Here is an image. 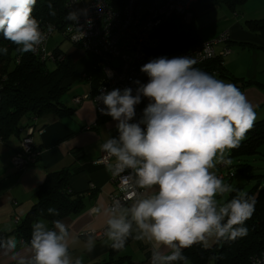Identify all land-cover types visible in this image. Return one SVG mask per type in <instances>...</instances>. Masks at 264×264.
<instances>
[{
	"label": "clouds",
	"instance_id": "1",
	"mask_svg": "<svg viewBox=\"0 0 264 264\" xmlns=\"http://www.w3.org/2000/svg\"><path fill=\"white\" fill-rule=\"evenodd\" d=\"M36 2L0 0V34L19 55L38 53L47 39L32 16ZM48 8L55 16L51 3ZM66 20L72 22L69 31L72 25L79 31L73 39H83L79 14L70 11ZM7 52L0 48V53ZM195 63L188 56L152 59L140 68L148 82L134 81L135 94L125 87L100 89L95 97L94 109L101 103L99 112L115 121L117 131L99 145L105 170L118 179L120 193L91 209V215L103 218L102 230L83 233L80 240L64 220L54 219L49 226L40 219L31 225L23 251L14 235L0 239V256L14 264H82L71 247L80 245L91 253L99 239L122 251L131 238L150 245V264H189L186 248H209L247 236L245 222L255 211L256 198L225 183L213 170L231 165L228 153L245 139L256 112L236 85ZM142 97L149 103L132 122ZM231 193L235 195L228 199ZM47 212L59 216L56 208Z\"/></svg>",
	"mask_w": 264,
	"mask_h": 264
},
{
	"label": "crops",
	"instance_id": "2",
	"mask_svg": "<svg viewBox=\"0 0 264 264\" xmlns=\"http://www.w3.org/2000/svg\"><path fill=\"white\" fill-rule=\"evenodd\" d=\"M223 32L228 33V40L217 45L216 51L223 46L229 49L221 57L226 77L217 79L226 83H232L231 78L236 81L249 80L251 84L248 86L241 87L239 82H236V86L253 105L256 112L255 122L264 119V40L251 31L245 22L242 24L240 19L228 18L223 24L205 27L201 33L199 31L202 39H211ZM49 49L69 57L75 68V74L65 81L66 90L60 98L71 111L65 116L48 113L30 120L29 126L34 128L32 140L40 151V156L21 171L13 167L11 157L18 149L27 128L19 135L10 136L0 142V234H6L3 239L14 235L19 241L20 251L24 250L22 246L27 242L13 233L15 218L23 219L37 201L36 190L47 173L70 169V189L83 195L82 210L60 218L70 225L80 240L84 239L83 233L102 230L103 218L91 215V209L108 203L110 195L116 193V186L106 172L105 165L96 162L101 155L99 145L109 136L117 135L115 121L111 117L98 118L90 99H84L80 103L73 101V97L93 92L95 89V84L89 77L91 56L72 44L66 51L58 45ZM148 103L144 98V107ZM221 175L223 179L224 176L222 173ZM90 184H94L95 188L90 189ZM40 219L48 221L45 218H38L37 221ZM108 250L109 246L99 239L91 253L83 251L80 245L70 248L73 258L81 259L82 264H107L118 259L113 264H145L151 257L150 245L133 239L112 258H109ZM0 264L14 262L8 257L0 256Z\"/></svg>",
	"mask_w": 264,
	"mask_h": 264
},
{
	"label": "trees",
	"instance_id": "3",
	"mask_svg": "<svg viewBox=\"0 0 264 264\" xmlns=\"http://www.w3.org/2000/svg\"><path fill=\"white\" fill-rule=\"evenodd\" d=\"M107 1L114 4V0ZM245 1L197 0L190 7L192 18L189 22H185L181 15H171L156 30L155 34L159 37L160 43L154 50V54L172 58L190 49L203 40L194 24V17L208 12L218 3H225L233 9L235 5ZM65 2L66 0H37L32 16L40 22V25L51 23L61 31L63 26L69 22L66 20L68 11L65 9ZM49 3L52 4L55 16L49 14ZM245 24L264 40V18L249 19L245 21ZM15 47L0 34V48L8 49L6 54L0 53V139L2 141L10 136L19 135L29 126L33 117L48 113L65 116L71 111L60 100L66 90L65 81L76 72L69 57H65L62 61L52 62L54 64L49 67L46 61L40 60L31 52L17 54ZM90 56L92 62L89 77L96 87L102 80V73L96 66L94 56L91 54ZM197 68L207 73L216 70L218 72L216 78L226 77L220 57L210 59ZM231 81L234 85L239 82L238 85L241 87L251 84L249 80L236 81L231 78ZM263 142L264 119H261L254 122L239 147L229 152V158L240 159L243 156L255 154ZM237 166L240 172L251 168L250 164L243 162H239ZM253 176L257 178V181L246 192L256 198V203L253 215L245 222V227L248 228L247 236L231 243H215L209 248H204L200 244L186 248L183 254L188 257L189 264H248L250 256L264 250V174ZM70 177L71 171L67 168L47 173L36 190L37 201L25 217L16 222L13 233L17 237L24 242L30 241L31 225L38 218H45L51 223L54 219H60L82 210L83 195L70 189ZM234 188L242 190L243 186L236 184ZM234 195L235 193L229 194L228 199ZM49 207L56 208L59 216L50 215L47 212ZM5 237L6 234H0V239ZM118 252L109 246V258ZM118 261L119 259L109 261L107 264Z\"/></svg>",
	"mask_w": 264,
	"mask_h": 264
},
{
	"label": "built area",
	"instance_id": "4",
	"mask_svg": "<svg viewBox=\"0 0 264 264\" xmlns=\"http://www.w3.org/2000/svg\"><path fill=\"white\" fill-rule=\"evenodd\" d=\"M79 1H85L78 21L85 34L83 39L78 42L73 39V37L79 36V31L74 25L69 31L71 21L67 22L61 31L73 45L94 56L96 66L101 70L102 80L93 92L73 97L75 103L90 99L93 105L95 97L100 94V89L111 91L130 87L135 94L137 85L134 81L139 80L141 83L148 81L147 75L140 71L141 66L160 57L154 54V50L160 43L159 37L155 34L158 27L171 15H181L185 22H189L192 18L190 7L197 2V0H114V4H111L107 0H66L65 9L69 11ZM48 25L52 26V30H48ZM41 28L46 32L47 39L41 46V50L34 55L46 62L62 61L65 58L64 54L48 48L49 39L56 29L55 25L46 23L41 25ZM227 40L228 33L223 32L214 38L203 39L200 43L174 57H192L196 62L194 66L197 68L210 59L221 58L227 54L229 49L226 46H223L218 52L216 51V46ZM109 70L111 75L107 74ZM208 74L216 78L218 72L214 70ZM143 100L142 97L141 103L136 105V117L132 122L140 119L145 108ZM100 107L103 105L97 103L94 109L97 117H109L99 112ZM94 125L95 123H93ZM33 132L32 126L27 127L25 136L21 138L18 149L11 157V163L17 171L25 169L40 156V151L32 140ZM96 162L104 164L103 153ZM223 166L219 165L217 168ZM216 174L222 179L221 173L216 172ZM111 181L116 186V193L110 195L109 202L113 197L120 195L118 179L111 178ZM89 188L94 189V184H90ZM18 220L19 218L16 217L15 222ZM256 261L264 264V250L250 256L248 264H255ZM145 264H150V259Z\"/></svg>",
	"mask_w": 264,
	"mask_h": 264
},
{
	"label": "rangeland",
	"instance_id": "5",
	"mask_svg": "<svg viewBox=\"0 0 264 264\" xmlns=\"http://www.w3.org/2000/svg\"><path fill=\"white\" fill-rule=\"evenodd\" d=\"M84 3L85 1H79L77 4L72 6L68 12L76 11L79 14L82 11ZM263 17L264 0H246L241 4L235 5L233 9L225 3H218L208 12L194 17L193 20L195 26L201 33L203 28L223 24L228 18L240 19L243 24L247 19L249 20L250 18L254 19ZM71 44L72 43L63 36L62 31L55 29L50 37L48 47L54 48L58 45L61 49L66 51ZM53 64L54 63L52 62H47L49 67ZM231 160V165L223 166L218 169L216 168L215 171H220L223 174L224 178L222 180L225 183H229L233 186L241 184L243 186L242 190L246 191L257 181V178L253 175L264 174V142L259 146L258 152L255 154L246 155L240 159L232 158ZM239 162L248 163L251 165V168L248 171L240 172L237 166ZM217 167H219V165Z\"/></svg>",
	"mask_w": 264,
	"mask_h": 264
}]
</instances>
